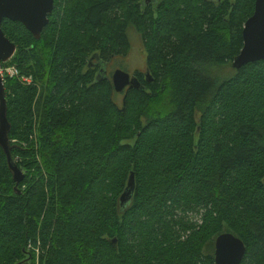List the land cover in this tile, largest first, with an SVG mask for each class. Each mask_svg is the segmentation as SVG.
I'll return each mask as SVG.
<instances>
[{
  "label": "trees",
  "instance_id": "1",
  "mask_svg": "<svg viewBox=\"0 0 264 264\" xmlns=\"http://www.w3.org/2000/svg\"><path fill=\"white\" fill-rule=\"evenodd\" d=\"M144 1L54 0L40 40L2 23L8 65L34 83L5 78L25 180L0 146V264H215L227 233L242 264H264V61L210 71L240 55L256 0ZM133 29L153 81L136 73L120 107L98 64L127 55Z\"/></svg>",
  "mask_w": 264,
  "mask_h": 264
},
{
  "label": "water",
  "instance_id": "2",
  "mask_svg": "<svg viewBox=\"0 0 264 264\" xmlns=\"http://www.w3.org/2000/svg\"><path fill=\"white\" fill-rule=\"evenodd\" d=\"M159 0H145V5H153ZM54 10V0H0V64L10 62L17 46L12 43L2 30L5 20L22 24L36 40H40L43 30L49 24V15ZM244 46L240 55L234 60L233 68L237 71L264 61V0H256L253 16L247 21L243 31ZM148 82H152L147 74ZM113 85L117 93L139 89L141 84L137 78L117 70L113 75ZM8 107L3 79L0 77V146L4 150L14 181L17 185L25 180L24 173L17 167L12 158L9 134L11 124L7 117ZM135 192V177L131 175L127 190L121 197V206L129 204ZM116 245V240H113ZM247 254L243 241L232 234H223L215 242V264H242Z\"/></svg>",
  "mask_w": 264,
  "mask_h": 264
},
{
  "label": "rangeland",
  "instance_id": "3",
  "mask_svg": "<svg viewBox=\"0 0 264 264\" xmlns=\"http://www.w3.org/2000/svg\"><path fill=\"white\" fill-rule=\"evenodd\" d=\"M156 10H157V7L154 9V12H156ZM129 40H130V51L127 53V55H125L124 57H120L107 65L106 69L107 71L110 72L111 76H113L116 70H122L130 75H134V73H139V72L140 73L147 72V56H148L147 48H153L151 41L148 40L147 42H145L143 40L142 35L138 33L137 30L135 29L131 30V33L129 31ZM8 63H5L7 65L0 64V68H1L0 75L3 76L4 79L7 76H13V75L18 74L17 76H20L21 80L24 81L25 83L29 85L34 83V80L32 77L21 75L19 69L15 65L9 66ZM210 71H211L212 76L219 81H224L226 79L233 77L236 72V70L233 68L232 63L227 66H222V67L214 66L212 67ZM147 73L145 74L146 79H147ZM3 81L5 85L6 79ZM115 101L120 107H122L123 102H124V97L122 96L121 93L116 96ZM154 107L158 108L159 106L155 105ZM147 122L148 120L142 117L141 123L146 125ZM133 143L134 141L132 140L125 142V144H133ZM107 194L109 195V197H111V194L109 192ZM213 250L215 254V243L213 246ZM36 264H39L37 257H36Z\"/></svg>",
  "mask_w": 264,
  "mask_h": 264
},
{
  "label": "flooded vegetation",
  "instance_id": "4",
  "mask_svg": "<svg viewBox=\"0 0 264 264\" xmlns=\"http://www.w3.org/2000/svg\"><path fill=\"white\" fill-rule=\"evenodd\" d=\"M93 61H95V60L93 59ZM107 65H108V64H104V65H103V64H101V65L98 64V66L100 67V71H101V72L99 71L100 74L98 75V78H97V79H98V81H99V80H101V79H105L106 77H108V78L110 79V81L112 82V84H113V76H111V75H110V72L107 71V69H106V68H107ZM92 66L96 67V65H92ZM116 71H117V70H116ZM146 73H147V72H146ZM146 73H145V72L143 73V77H144L143 80L146 79V75H145ZM147 74H148V73H147ZM113 75H114V74H113ZM134 77L137 78L139 81H141V79L136 75V73H134V75H131V78H134ZM146 80H147V79H146ZM128 90H129V87L126 88L125 91H124L123 93H121L123 97H125V96L127 95ZM119 94H120V93H119Z\"/></svg>",
  "mask_w": 264,
  "mask_h": 264
},
{
  "label": "built area",
  "instance_id": "5",
  "mask_svg": "<svg viewBox=\"0 0 264 264\" xmlns=\"http://www.w3.org/2000/svg\"><path fill=\"white\" fill-rule=\"evenodd\" d=\"M0 74H1V68H0ZM17 75H18V74H17ZM17 75L7 76V77H12V78H13V77H19V76H17ZM0 77H1L3 80H5L3 76L0 75ZM5 78H6V77H5ZM23 82H24V81H23Z\"/></svg>",
  "mask_w": 264,
  "mask_h": 264
},
{
  "label": "bare ground",
  "instance_id": "6",
  "mask_svg": "<svg viewBox=\"0 0 264 264\" xmlns=\"http://www.w3.org/2000/svg\"><path fill=\"white\" fill-rule=\"evenodd\" d=\"M128 88V87H127Z\"/></svg>",
  "mask_w": 264,
  "mask_h": 264
}]
</instances>
